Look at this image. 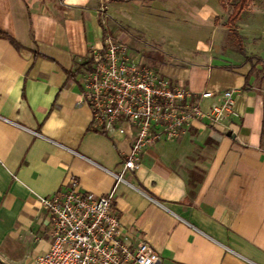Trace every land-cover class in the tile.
Listing matches in <instances>:
<instances>
[{
    "label": "crops",
    "instance_id": "0c3cea01",
    "mask_svg": "<svg viewBox=\"0 0 264 264\" xmlns=\"http://www.w3.org/2000/svg\"><path fill=\"white\" fill-rule=\"evenodd\" d=\"M170 1L175 25L164 29L157 10L144 25L150 42L166 38L169 49V62L154 69L195 94L239 90L236 117L222 125L193 122L177 140L150 146L123 174L112 209L132 242L158 254L156 264H264V51L214 52L210 28L200 24L212 10ZM104 4L0 0V32L16 42L0 37L3 264H34L47 251L39 196H52L71 179L83 191L106 194L115 184L110 173L122 171L135 139L127 124L124 134L95 130L81 96L90 48L100 49L109 36ZM184 20L192 21L190 32L180 27Z\"/></svg>",
    "mask_w": 264,
    "mask_h": 264
},
{
    "label": "built area",
    "instance_id": "2783aa9c",
    "mask_svg": "<svg viewBox=\"0 0 264 264\" xmlns=\"http://www.w3.org/2000/svg\"><path fill=\"white\" fill-rule=\"evenodd\" d=\"M91 67L82 80L92 127L100 133L135 139L115 184L104 195L83 191L76 179L52 196L38 197L47 212L50 243L34 264H156L158 254L144 241L132 242L112 209L116 187L134 171L150 146L175 141L193 122L222 125L236 117L233 95L239 90L193 93L156 69L133 60L128 46L105 36L100 49L90 48ZM211 100L207 105L204 101Z\"/></svg>",
    "mask_w": 264,
    "mask_h": 264
},
{
    "label": "rangeland",
    "instance_id": "374dc122",
    "mask_svg": "<svg viewBox=\"0 0 264 264\" xmlns=\"http://www.w3.org/2000/svg\"><path fill=\"white\" fill-rule=\"evenodd\" d=\"M120 1V2H118ZM233 0H191L194 5L206 4V7L212 10L210 18L206 15L205 22H201L210 28V37L208 43L211 44L212 50L216 53H227L237 51V44H241L248 54L260 53L264 51V0H249L248 8L244 11L238 23L237 31L241 38L234 35L232 29L227 27V18L231 13V3ZM102 16L103 26L108 35L121 42H124L130 51L133 60H139L144 65L157 68V64L166 60L165 56H169L166 38L158 41L156 44L148 40L145 33L144 25L148 17L153 16L154 11L160 17L164 25H175V19L170 9V0H104ZM122 3V4H120ZM110 10V17L107 13ZM147 18V19H146ZM152 20V19H151ZM159 22V20H158ZM191 20L180 21V27L189 25ZM185 23V26H184ZM207 28V27H206ZM191 28H187L190 32ZM117 35L125 36L126 41ZM195 35V34H194ZM198 39H202V34L195 35ZM123 38V37H122ZM219 42V43H218ZM158 47L161 51H155L153 48ZM166 51V52H164ZM171 54V53H169Z\"/></svg>",
    "mask_w": 264,
    "mask_h": 264
},
{
    "label": "trees",
    "instance_id": "16d2710c",
    "mask_svg": "<svg viewBox=\"0 0 264 264\" xmlns=\"http://www.w3.org/2000/svg\"><path fill=\"white\" fill-rule=\"evenodd\" d=\"M248 5H249V0H233L231 3V13L226 20L227 27L232 29V31L234 32V35L237 38H239V40H241V38L236 32L237 24L239 23L244 11L248 8ZM0 37L8 39L11 43L16 45V42H14V40H12L11 38H9L8 36H6L5 34L1 32H0ZM237 51L241 53L244 52V49L241 44H237ZM0 264H3V263L0 262Z\"/></svg>",
    "mask_w": 264,
    "mask_h": 264
},
{
    "label": "water",
    "instance_id": "95a60500",
    "mask_svg": "<svg viewBox=\"0 0 264 264\" xmlns=\"http://www.w3.org/2000/svg\"><path fill=\"white\" fill-rule=\"evenodd\" d=\"M232 138H234V136H232Z\"/></svg>",
    "mask_w": 264,
    "mask_h": 264
}]
</instances>
